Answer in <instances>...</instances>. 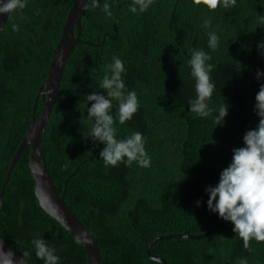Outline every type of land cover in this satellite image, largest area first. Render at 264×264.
<instances>
[{
  "label": "trees",
  "instance_id": "1",
  "mask_svg": "<svg viewBox=\"0 0 264 264\" xmlns=\"http://www.w3.org/2000/svg\"><path fill=\"white\" fill-rule=\"evenodd\" d=\"M74 1L29 0L0 31V189ZM100 2L102 7L105 0ZM106 2L113 19L90 5L81 18L80 39L92 44L75 45L39 144L56 191L96 241L100 264H162L146 254L151 238L203 233L196 239L155 240L150 253L167 264H238L240 258L264 264V241L250 240L245 248L231 222L207 209L205 192L258 122L253 104L259 88L255 73L264 70L257 47L264 26L256 22L257 14L264 15V0H236L230 9H210L203 0H155L139 15L127 11L129 0ZM203 20L209 21L206 30L198 27ZM207 32L219 37L215 50L208 48ZM200 48L213 66L210 106H229L222 126L188 109L195 92L186 61ZM114 55L125 63L126 86L139 100L133 118L124 124L117 120L114 127L118 138L143 134L151 157L147 168L136 162L105 166L99 158L103 145L84 136L92 124L85 95L102 91L97 83ZM43 102L38 96L35 118ZM29 150L24 147L5 186L0 236L30 264H43L31 244L36 237L54 248L59 264H87L84 247L40 207Z\"/></svg>",
  "mask_w": 264,
  "mask_h": 264
},
{
  "label": "clouds",
  "instance_id": "2",
  "mask_svg": "<svg viewBox=\"0 0 264 264\" xmlns=\"http://www.w3.org/2000/svg\"><path fill=\"white\" fill-rule=\"evenodd\" d=\"M154 2L155 0H129L127 11L139 15L147 11ZM195 2L199 4L201 0ZM203 3L210 9H216L218 6L230 9L236 5V0H203ZM28 4L29 0H0V14L11 16L24 10ZM82 4L86 9L88 5L92 8L101 7L100 0H82ZM101 10L108 19L114 18L106 0ZM256 23L264 26V15L257 14ZM208 25L209 21L203 20L198 27L206 30ZM17 27L16 24L12 25L13 30H17ZM207 36L208 48L215 50L219 37L215 32H207ZM257 47L264 55V41L258 42ZM210 59L211 56L202 48L193 49L187 59L195 92L194 98H189L187 104L189 111L197 117H211L215 126H222L229 106L226 103L218 107L210 106L215 89L210 76L213 67L208 63ZM126 72L125 63L115 55L104 65L103 75L96 87L102 91L93 90L85 95L88 105L87 117L92 124L84 136L103 145L99 158L105 166L116 167L120 163L131 165L136 162L138 166L147 168L151 166V157L145 149L143 134L133 131L123 138H118L117 129L114 127L117 120L120 124L131 120L139 108L137 93L126 86ZM255 79L259 88L254 97L253 112L258 117V122L254 128L243 134L242 146L232 149L231 161L219 172L216 184L205 188L207 209L224 221L231 222L232 231L243 240L245 248L250 240L264 241V82H260L264 80V70L258 68ZM196 204L199 206L200 201L197 200ZM54 219L62 227H66L60 215H54ZM76 242L79 243V239ZM31 244L36 257L42 260L43 264H59L60 257L43 238L36 237L32 239ZM24 255L27 256L28 253ZM0 264H16L13 252L0 248ZM238 264H247L246 258H240Z\"/></svg>",
  "mask_w": 264,
  "mask_h": 264
},
{
  "label": "water",
  "instance_id": "3",
  "mask_svg": "<svg viewBox=\"0 0 264 264\" xmlns=\"http://www.w3.org/2000/svg\"><path fill=\"white\" fill-rule=\"evenodd\" d=\"M86 7L82 4V0H75L67 11L64 24L62 26L61 35L52 50L51 60L46 77L38 87L33 112L30 116L27 130L22 138V141L9 163L5 179L1 184L0 189V205L5 191V186L9 180L11 170L14 167L19 155L24 147L29 146V167L35 179L34 193L39 202L40 207L54 219V215H60L66 227H63L76 240L79 239V244L84 247L87 253V264H100L101 256L99 247L94 240L89 230L79 221L75 214L67 206L63 196L56 191L50 174L46 168L44 155L39 148L42 140V135L45 132V127L50 116L52 106L57 101L59 86L63 77L66 64L78 43L92 44L88 40L80 39L81 34V18L84 15ZM8 18L7 14H0V31ZM76 30V33L74 32ZM101 45V44H99ZM44 99L41 114L35 118V108L37 106L38 96ZM46 96V98H45ZM51 205V207L49 206ZM56 220V219H55ZM57 221V220H56ZM218 222V224H220ZM60 224V223H59ZM61 225V224H60ZM205 233L199 235L193 234H170L164 236H155L149 240L146 245L147 256L162 264H167L166 260L161 257L154 256L150 253V245L153 241L167 237H185V238H200ZM0 248L4 251H12L16 264H30L8 241L0 236Z\"/></svg>",
  "mask_w": 264,
  "mask_h": 264
}]
</instances>
